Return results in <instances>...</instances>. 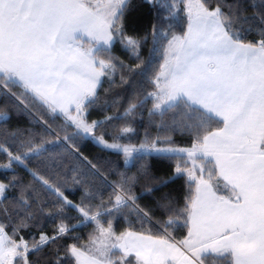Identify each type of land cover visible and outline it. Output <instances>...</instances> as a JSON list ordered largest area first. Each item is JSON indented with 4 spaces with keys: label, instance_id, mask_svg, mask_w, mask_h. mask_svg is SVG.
<instances>
[{
    "label": "snow or ice",
    "instance_id": "obj_1",
    "mask_svg": "<svg viewBox=\"0 0 264 264\" xmlns=\"http://www.w3.org/2000/svg\"><path fill=\"white\" fill-rule=\"evenodd\" d=\"M145 4L155 21L130 31ZM145 109L157 135L121 143ZM0 156V264H264V0H0ZM177 180L182 199L155 196Z\"/></svg>",
    "mask_w": 264,
    "mask_h": 264
},
{
    "label": "trees",
    "instance_id": "obj_2",
    "mask_svg": "<svg viewBox=\"0 0 264 264\" xmlns=\"http://www.w3.org/2000/svg\"><path fill=\"white\" fill-rule=\"evenodd\" d=\"M133 4L134 5H140L141 0H133ZM155 19H156V12L154 9H151L149 5L145 4V5L136 7L134 9V11H132L129 14V17H128L130 31H131L132 27H134L136 33L144 34L146 31H148V29L150 28L151 24L155 21ZM151 47H152L151 37H149L148 44H146L143 48V56L145 57V59H147L149 57V52H150ZM115 53L117 55H119L121 57V59L128 62L127 53L124 52L123 50H121L119 45H116ZM161 62H162V60L159 57H157L155 59L154 67H158L159 63H161ZM149 76H151V73H149ZM118 80H119V77H117V81ZM105 87H107V84L105 85ZM142 87H143L144 91H152V86L148 83L147 78H145V81H144V84ZM117 91H123V90L117 89ZM147 107H151L150 102L148 103ZM113 111H115V110H111L109 112V114H112ZM119 111L122 113L123 108L119 109ZM91 118L97 119V118H99V114L93 113ZM57 123H59V121ZM18 126L31 127V125L29 124L28 119L26 117H23V116L17 117L15 114H13L11 120L7 124V127L16 128ZM131 126L135 129V132L129 134L128 137L124 138L121 141V143L132 144V145L137 146V145H140V143L144 140L146 132H148L152 136L157 135V129L154 126L149 125V116H148L146 109L143 112H138L136 114V116L131 120ZM37 130L39 131L38 128H37ZM109 130H111V129H109ZM161 135H163V133H161ZM175 141H176V143L174 146H176V147H188L189 146L186 139L180 137L179 135H177L175 137ZM159 146H167V145L160 144ZM82 151H83L84 155L88 156L90 159H92L93 157H96V156H100V157H103L105 159H108V160L115 162V165L119 171L125 170V166L123 164V155L116 152L115 150H111V149L102 150L100 146H97L95 143L88 141V142H86L85 146L82 147ZM148 159H149V162L152 163L153 171L157 175H160L162 172H165V171H167L169 173L171 172L172 165L170 162L164 161V160L156 157L155 155L149 157ZM4 162H6V161L4 160V158L2 156H0V163H4ZM129 168H130V174L136 172L135 167H131V165H129ZM20 174L24 175L25 179H27L26 173L21 171ZM9 175H11L10 171L0 170V180H6L7 176H9ZM114 179H116L115 176H109L110 181L114 180ZM182 184H183V181L177 180L176 183L168 185L167 188H163V189L158 190L155 193V196L159 197L163 192L168 191V192H171L173 195L182 199L183 194H184V191L181 187ZM109 191H110V189H108L104 193L105 197H107V194ZM135 191L137 193H139L141 191V187L137 186L135 188ZM69 198L72 199L74 202H79L80 193L77 191L74 195L70 194ZM153 203H154V200H152V198L147 197V196H145L140 201L141 206H144L145 204H148L149 206H151ZM68 215L74 217V216H76V213L75 212H69ZM157 215H159V214H157ZM70 223H76V220H72V221H70ZM52 227H53V225L51 223H49L46 225L45 230L48 232H51ZM126 227H128L127 223H125L124 221H121V223L119 225V229L123 230ZM147 227H149V226L145 225V228H147ZM134 230H136V231L141 230L140 225L138 223L135 224ZM90 231H91L90 227L78 229L79 234L82 237H84L85 240L87 238L88 232H90ZM153 232H155V229H153ZM185 234H186V230H183V229L178 230V231L173 233V235L175 236V238L177 240L182 239Z\"/></svg>",
    "mask_w": 264,
    "mask_h": 264
},
{
    "label": "rangeland",
    "instance_id": "obj_3",
    "mask_svg": "<svg viewBox=\"0 0 264 264\" xmlns=\"http://www.w3.org/2000/svg\"><path fill=\"white\" fill-rule=\"evenodd\" d=\"M138 146H139V145H137V147H138ZM158 147H167V146H159V145H158Z\"/></svg>",
    "mask_w": 264,
    "mask_h": 264
}]
</instances>
